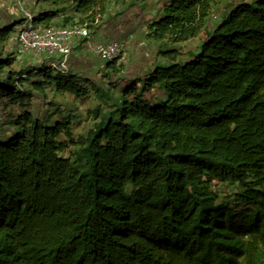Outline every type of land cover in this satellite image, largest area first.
Returning <instances> with one entry per match:
<instances>
[{"label":"trees","instance_id":"1","mask_svg":"<svg viewBox=\"0 0 264 264\" xmlns=\"http://www.w3.org/2000/svg\"><path fill=\"white\" fill-rule=\"evenodd\" d=\"M35 1L36 27L89 33L126 2ZM213 5L164 0L151 58L106 82L0 58V264H264V0ZM91 90L75 135L55 97Z\"/></svg>","mask_w":264,"mask_h":264},{"label":"rangeland","instance_id":"2","mask_svg":"<svg viewBox=\"0 0 264 264\" xmlns=\"http://www.w3.org/2000/svg\"><path fill=\"white\" fill-rule=\"evenodd\" d=\"M161 2L163 3L164 0H161ZM236 2H250V0H213L214 5H213L212 12L216 15H219L220 12L225 13L229 7L228 5L232 3L235 4ZM158 3H156V5H161V3L159 4ZM132 4L133 2L126 1L125 5L128 7L126 11H129L131 9L130 6ZM1 5L8 6L9 10H8L7 15L0 14V29H2L5 26H13L15 24H19L15 28L16 33H17L19 28L25 25V20L23 16V6L19 5L17 1H5L1 3ZM153 8L156 10L155 7ZM24 9L32 13L34 16L37 15L39 12L37 2L35 3L33 7L24 6ZM135 11L134 13H137ZM1 31H3V29ZM95 33L96 31L94 32V34ZM145 37H146V33L141 32L137 34V38H133V39L132 38L128 39L126 37L124 38V41L128 45V53H127L128 61L125 65H123L124 67L127 66L129 60H130V63L132 62V60H134L132 58L134 50L133 51L131 50V47L133 48V44H135L134 39L136 40L141 39L143 41H146ZM11 38L7 39V41L5 42L0 41V58L2 59L13 58L14 63L11 66V69L14 72H16V74L19 72H24L25 70L26 71L28 70L30 71V74L32 73L31 76H35L36 74L33 72L38 71V69L41 68V66L43 68L47 67V60L45 58L35 55L34 53H31V52H23V51H19L17 48L15 49L14 48L15 46L11 45ZM81 39L84 40V43L82 44V50L88 53L89 45L86 42V38H81ZM146 42L150 44L149 41H146ZM98 59H99V63L104 67L109 63V61L103 60L101 58H98ZM132 69H138L136 67V64H132ZM18 78L19 76L15 77L17 84H19ZM28 78H30L29 75H27L25 79H28ZM110 86H111L110 87L111 90L115 91L116 93L120 92L119 89H116L118 87V84L116 85L115 82H113ZM95 94L96 92H93L91 90L87 97L80 99V100L72 99L68 95L64 96L63 99H59L58 97H55L56 100H59V102H61V106L63 107V110H62L63 116L70 118L71 126L73 128V132L75 133V135L84 134L92 126V123L94 121V115L91 114L90 111L94 110L97 107L98 102H99ZM31 103H32L31 104L32 112L35 115L40 116V117L44 113L43 110L48 111V109H50L47 102H45V99L42 98L38 94H35L32 97ZM55 118L58 119L57 116ZM0 123H4V120L3 121L0 120ZM2 126H6V125H2ZM70 149L71 147H68L67 153L69 152ZM215 190H218L219 192H223L224 193L223 195H225L228 193L229 194L233 193L235 188L231 187L229 189L228 188L226 189V188H223V186H219V187H216Z\"/></svg>","mask_w":264,"mask_h":264},{"label":"crops","instance_id":"3","mask_svg":"<svg viewBox=\"0 0 264 264\" xmlns=\"http://www.w3.org/2000/svg\"><path fill=\"white\" fill-rule=\"evenodd\" d=\"M133 2L130 6V10H127V6L117 7L112 10L110 17L100 24V27L96 30V33H89V37L86 38V42L89 45V52L82 50V44L84 40L75 38L71 42V55L69 60L70 71L80 75L86 82L89 83H100L107 79L108 70L99 63V57L93 51V45L97 43H106L116 40H124V38H137L138 33H146V27L148 22L155 19L160 11L163 3L161 0H126ZM160 1V2H159ZM161 5H156V3ZM23 6H34L35 0H21ZM158 3V4H159ZM155 7L156 10L153 8ZM39 8V6H38ZM8 6L0 4V14H8ZM136 10V11H135ZM137 12V13H134ZM6 22V21H5ZM15 35L11 38V45H14ZM135 44L131 50L133 52L132 62H128L126 71H132V64H136L139 68L140 65L148 61L151 58V53L147 49V42L143 40L134 39ZM17 48L16 46L14 47ZM106 82V81H105Z\"/></svg>","mask_w":264,"mask_h":264},{"label":"built area","instance_id":"4","mask_svg":"<svg viewBox=\"0 0 264 264\" xmlns=\"http://www.w3.org/2000/svg\"><path fill=\"white\" fill-rule=\"evenodd\" d=\"M5 1L21 0H0ZM25 25L21 26L15 34L14 45L19 51L31 52L47 60V67L54 73L67 75L70 72L69 60L71 55V42L75 38H88L89 31L82 26L71 28H38L34 24V15L24 9ZM95 54L106 61L125 65L128 61V45L124 40H116L93 45Z\"/></svg>","mask_w":264,"mask_h":264}]
</instances>
